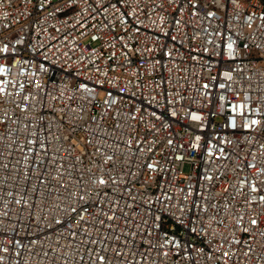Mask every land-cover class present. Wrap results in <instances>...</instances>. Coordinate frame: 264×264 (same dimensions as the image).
Returning <instances> with one entry per match:
<instances>
[{"label":"built area","instance_id":"1","mask_svg":"<svg viewBox=\"0 0 264 264\" xmlns=\"http://www.w3.org/2000/svg\"><path fill=\"white\" fill-rule=\"evenodd\" d=\"M0 264H264V0H0Z\"/></svg>","mask_w":264,"mask_h":264}]
</instances>
